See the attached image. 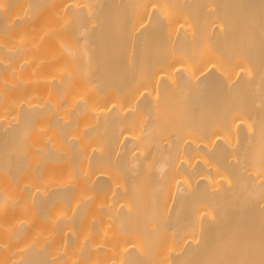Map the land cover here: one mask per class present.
I'll return each instance as SVG.
<instances>
[{"label":"bare ground","instance_id":"1","mask_svg":"<svg viewBox=\"0 0 264 264\" xmlns=\"http://www.w3.org/2000/svg\"><path fill=\"white\" fill-rule=\"evenodd\" d=\"M0 264H264V0H0Z\"/></svg>","mask_w":264,"mask_h":264}]
</instances>
